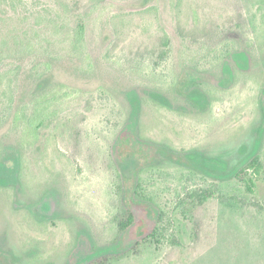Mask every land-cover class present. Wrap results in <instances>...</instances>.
<instances>
[{
    "label": "rangeland",
    "instance_id": "rangeland-1",
    "mask_svg": "<svg viewBox=\"0 0 264 264\" xmlns=\"http://www.w3.org/2000/svg\"><path fill=\"white\" fill-rule=\"evenodd\" d=\"M104 253L264 264V0H0V264Z\"/></svg>",
    "mask_w": 264,
    "mask_h": 264
},
{
    "label": "trees",
    "instance_id": "trees-1",
    "mask_svg": "<svg viewBox=\"0 0 264 264\" xmlns=\"http://www.w3.org/2000/svg\"><path fill=\"white\" fill-rule=\"evenodd\" d=\"M79 31L83 32L84 30V21L80 20L77 22ZM227 168V165L223 162L219 161V171L224 172ZM262 164L259 160V156H255L250 162H248V165L241 169V171L236 173V176H238L240 173H244V171H249L252 174H258L261 171ZM246 183V187L250 191H254L255 182L250 179V183ZM199 195L200 201L198 203L207 202L210 198H213L211 193H208L206 191L201 192ZM220 197V196H219ZM118 220V227H119V233L123 234L128 229H130L134 223L136 222V215L132 209L126 210L125 212H120L117 216ZM159 236V228L158 225H155L152 231L146 232L144 231L141 236L135 240L131 246L130 249L126 252V254H129L131 252L138 253L143 247L151 246V247H157V245H160L161 240L158 237ZM120 255L116 254H110V253H104L99 256L94 257L90 261H88L86 264H108L113 260H119Z\"/></svg>",
    "mask_w": 264,
    "mask_h": 264
}]
</instances>
